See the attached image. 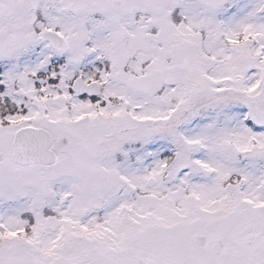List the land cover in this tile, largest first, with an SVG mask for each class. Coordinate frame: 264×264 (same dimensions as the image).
Instances as JSON below:
<instances>
[{
    "label": "snow or ice",
    "instance_id": "snow-or-ice-1",
    "mask_svg": "<svg viewBox=\"0 0 264 264\" xmlns=\"http://www.w3.org/2000/svg\"><path fill=\"white\" fill-rule=\"evenodd\" d=\"M0 264H264V0H0Z\"/></svg>",
    "mask_w": 264,
    "mask_h": 264
}]
</instances>
